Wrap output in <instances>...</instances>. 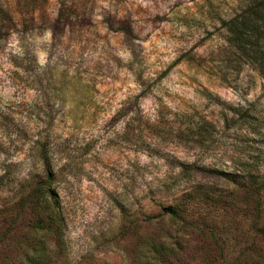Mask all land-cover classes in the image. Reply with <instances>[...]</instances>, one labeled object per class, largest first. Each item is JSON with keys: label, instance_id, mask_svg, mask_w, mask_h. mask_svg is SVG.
<instances>
[{"label": "rangeland", "instance_id": "obj_1", "mask_svg": "<svg viewBox=\"0 0 264 264\" xmlns=\"http://www.w3.org/2000/svg\"><path fill=\"white\" fill-rule=\"evenodd\" d=\"M250 1L0 0V264H264Z\"/></svg>", "mask_w": 264, "mask_h": 264}, {"label": "trees", "instance_id": "obj_2", "mask_svg": "<svg viewBox=\"0 0 264 264\" xmlns=\"http://www.w3.org/2000/svg\"><path fill=\"white\" fill-rule=\"evenodd\" d=\"M0 17H7L0 9ZM226 42L248 58V61L259 68L264 79V0H251L239 13L221 22ZM236 184L235 179L225 178ZM253 186V180L247 182ZM49 193V184L46 180L36 184L30 199H38ZM172 215H177V208L173 207ZM41 227V219L36 221ZM43 251L24 259L23 264H41L44 260Z\"/></svg>", "mask_w": 264, "mask_h": 264}]
</instances>
